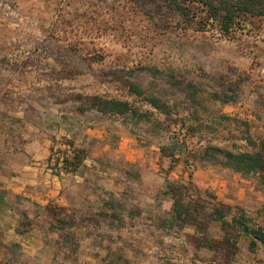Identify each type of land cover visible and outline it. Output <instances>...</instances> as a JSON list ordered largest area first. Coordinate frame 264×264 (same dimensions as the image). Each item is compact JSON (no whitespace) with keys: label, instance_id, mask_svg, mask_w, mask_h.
<instances>
[{"label":"rangeland","instance_id":"374dc122","mask_svg":"<svg viewBox=\"0 0 264 264\" xmlns=\"http://www.w3.org/2000/svg\"><path fill=\"white\" fill-rule=\"evenodd\" d=\"M258 5L0 0V264H264L232 221H264V172L209 150L264 155Z\"/></svg>","mask_w":264,"mask_h":264},{"label":"trees","instance_id":"16d2710c","mask_svg":"<svg viewBox=\"0 0 264 264\" xmlns=\"http://www.w3.org/2000/svg\"><path fill=\"white\" fill-rule=\"evenodd\" d=\"M220 3L224 6L227 11V15L222 18V20L226 21L224 24V28L227 30L229 25L232 24V17L234 16V12L236 10L242 11L245 15H254V13L250 12L253 7H258L259 0H236L235 4L232 0H220ZM242 5L244 7H242ZM177 10L180 13H184V8L179 4H176ZM211 9L215 10L216 8L211 7ZM217 12L213 11L212 17H216ZM260 15V14H259ZM131 92L136 95H141V90L134 84L131 85ZM149 105L158 110L160 113L167 115L168 111H163L159 105L158 100L149 99L147 100ZM92 105L97 107L102 113H111V114H125L130 113L132 115H136L140 119L147 117V113L137 114L134 110L130 108L127 103L116 101V100H105L100 97L92 98ZM210 151L218 153V155L223 159L222 165L232 169L237 173L243 174H253L257 172H264V155L259 152L255 153H245V152H233L230 150H224L222 148L211 147ZM63 169L67 170L73 166L75 169L80 163H82L81 157H79V152H75L72 157L63 159ZM74 171V170H73ZM176 215L178 217H182L185 223L196 226L198 229L203 228L201 224L196 220V218L192 217L189 214L183 213L180 209H176ZM216 220L220 221L221 225H223L224 217L221 214L220 210H216ZM234 225L242 232L245 237L246 244L250 250H255L258 244L264 246V221L259 224H250L249 221L243 216H238L232 219ZM218 245V243H214ZM222 248L235 249V245L232 242H229L227 239L222 241ZM212 246H210L211 248Z\"/></svg>","mask_w":264,"mask_h":264},{"label":"crops","instance_id":"0c3cea01","mask_svg":"<svg viewBox=\"0 0 264 264\" xmlns=\"http://www.w3.org/2000/svg\"><path fill=\"white\" fill-rule=\"evenodd\" d=\"M49 262H47L46 264H48Z\"/></svg>","mask_w":264,"mask_h":264}]
</instances>
